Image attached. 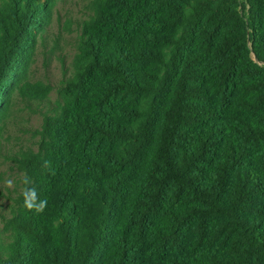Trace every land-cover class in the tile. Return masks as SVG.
I'll return each mask as SVG.
<instances>
[{"label":"trees","instance_id":"trees-1","mask_svg":"<svg viewBox=\"0 0 264 264\" xmlns=\"http://www.w3.org/2000/svg\"><path fill=\"white\" fill-rule=\"evenodd\" d=\"M64 1L0 0V151L41 114L5 156L48 200L22 183L0 264H264V0H86L53 102L29 70Z\"/></svg>","mask_w":264,"mask_h":264},{"label":"rangeland","instance_id":"rangeland-1","mask_svg":"<svg viewBox=\"0 0 264 264\" xmlns=\"http://www.w3.org/2000/svg\"><path fill=\"white\" fill-rule=\"evenodd\" d=\"M87 16L86 0H65L59 3L50 39L46 44L38 45L31 62L29 80L34 90L46 92L53 102L59 100L58 89L72 75L80 24ZM41 123L39 112L21 108L4 136V150L0 151V225L1 216H11L23 179L20 170L5 156V149L17 151L21 147L35 144L31 143L33 138L29 129L39 127ZM10 177L16 181L11 189L5 183Z\"/></svg>","mask_w":264,"mask_h":264},{"label":"clouds","instance_id":"clouds-1","mask_svg":"<svg viewBox=\"0 0 264 264\" xmlns=\"http://www.w3.org/2000/svg\"><path fill=\"white\" fill-rule=\"evenodd\" d=\"M43 166L50 172L52 171L51 165L48 161H45ZM5 183L7 187L11 189L15 186L16 181L14 178L10 177L5 181ZM22 183L24 185V188L21 195L23 197V205L25 209L29 212L42 214L48 207V200L40 196L35 186V182L31 179V177L25 175L22 179Z\"/></svg>","mask_w":264,"mask_h":264}]
</instances>
